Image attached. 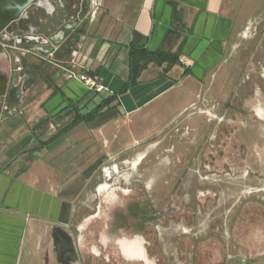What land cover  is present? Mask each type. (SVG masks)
Here are the masks:
<instances>
[{"label": "crops", "instance_id": "crops-1", "mask_svg": "<svg viewBox=\"0 0 264 264\" xmlns=\"http://www.w3.org/2000/svg\"><path fill=\"white\" fill-rule=\"evenodd\" d=\"M100 1L94 18L87 10L77 15L71 48L59 45L46 56V73L0 119V264H89L85 235L93 216L86 193L97 178L95 167L132 151L181 150L185 170L166 159L160 170L147 164L155 187L184 171L183 185L215 188L217 205H263L264 151H226L229 161L243 155L241 166L222 163L218 150L219 112L233 100L244 101L253 117L235 115L231 123L246 118L250 145L264 147V0ZM135 34L150 51L181 47L166 72L165 63H149L125 87ZM80 74L104 88H87ZM249 91L254 96L246 97ZM196 104L199 109L189 111ZM253 170L259 178L247 177ZM236 172L246 175L244 187L260 193L237 197ZM258 225L244 242L256 252L264 243V223ZM234 259L264 264L244 261L241 248Z\"/></svg>", "mask_w": 264, "mask_h": 264}, {"label": "flooded vegetation", "instance_id": "flooded-vegetation-1", "mask_svg": "<svg viewBox=\"0 0 264 264\" xmlns=\"http://www.w3.org/2000/svg\"><path fill=\"white\" fill-rule=\"evenodd\" d=\"M88 4L89 0H33L30 3L28 0H0V59L8 63V87H12L11 95L2 100V112L8 104L22 100L30 86L38 83L46 73L51 62L40 47L53 46L51 57L59 45L65 50L71 48V40L76 36L77 15L84 13ZM24 87H27L25 91L22 90ZM168 155L180 162L175 163L179 170H185L180 152L171 151ZM111 168L116 171L113 166ZM105 169V175L109 176V169ZM184 175V171L178 172L172 180L165 181L166 194L160 197L155 196L157 187L154 181L147 187L144 185L148 177L145 171L141 176L145 179L129 181L128 176L123 182L128 188H117L125 193L122 197L116 196V188L107 182L96 187L97 194L103 197L89 208L90 215L96 217L100 214L104 200L115 202L101 213L106 216L103 224L95 222L87 227V233L91 235L88 243L91 254L100 257V261L91 258L89 264H171L162 252L158 226L172 227L171 219H177L179 225L190 219L195 220L193 225L198 227L197 221L202 219L209 204L213 205L210 214L218 213L214 206L217 205L216 189L187 188L181 180ZM105 185L107 188L99 192L98 188ZM110 187L114 190L113 195L108 191ZM179 225L178 228H182ZM214 226L209 234L204 235L199 230L193 234L190 241L194 251L192 264H234L236 248L245 251L246 262L264 260V243L258 252L251 243L239 245L248 239L247 233L254 234L255 231L247 230L240 239L235 229V214L227 223V235L219 232L220 222Z\"/></svg>", "mask_w": 264, "mask_h": 264}, {"label": "rangeland", "instance_id": "rangeland-1", "mask_svg": "<svg viewBox=\"0 0 264 264\" xmlns=\"http://www.w3.org/2000/svg\"><path fill=\"white\" fill-rule=\"evenodd\" d=\"M245 77H247V75ZM251 94L253 95V93L249 91L246 93L245 96L249 97ZM235 96H236V93H234L233 97ZM232 105L233 106L227 105L224 107V109H226V112L221 111V110L219 112V114H223V115H220L219 117L220 146H219L218 151H220V158H221L222 163L226 164L230 162L231 164L236 163V164H241V166H243L244 159H245L243 155L242 156L238 155L235 158H233L232 161H229V157L227 156L226 151H236L238 152V154H242L243 151H264V147L261 146L257 141H253L252 146L250 145V140L252 138V132L250 131L251 129H250L249 121L246 118L238 117L235 125L231 123L232 122L231 117L235 115H238V116L251 115L253 117V112H250L247 107L246 108L244 107V101H234L233 100ZM205 108H208L207 110H209L210 107H205ZM253 120L255 119L253 118ZM233 125H234V129H233ZM252 126H258V124L256 125L255 123H253ZM261 126L264 127V122H262ZM232 132H233V135H232ZM242 136H245V138L241 139ZM241 140H243L244 146L243 144H241L240 142ZM240 147L242 148L243 151H239ZM141 150L142 151H132L130 152V156L128 157L124 156V157H119L118 159L116 158L113 160H109L106 163L95 167L97 178L95 181L91 183V186L89 187L86 193V196L88 197V199L89 197L91 198V202H89L88 205H91L94 207L95 201H98L99 197L100 198L103 197L102 195L97 194L95 190L96 186L99 183H102L105 181L108 184H110L112 188H116V191H115L116 196H119V197L125 196L124 195L125 193L122 194L120 190L117 188L119 186L122 187L124 190L128 188L126 184L123 185V182L127 181L128 176H129V179H128L129 181L143 180L145 178H142L141 176L143 172L146 171L145 169H148L147 168L148 163L152 164V166L154 165V168L156 170L163 169L164 166L160 164L161 160L166 159L167 161L169 160L171 163H173L176 157L173 159V157L169 156L168 154H170L171 151H181L179 149L177 150L171 147L167 150H162V151H160L158 148L146 149V151L145 149H141ZM155 151L157 152L156 158L153 155ZM47 160H50V159H47ZM135 161L137 162L134 164ZM175 163H180V162L175 161ZM249 163L252 164V161H249ZM113 165H116L117 171H112L111 167ZM104 167L109 169L110 171L109 176L105 175L106 169H104V171L102 170V168ZM154 168H152V170ZM235 175H236L237 185L236 187H234L233 185L230 184L229 186L231 189L230 193L234 191L233 187L235 188V192H236L235 195L237 197L240 196V198H242L244 193H246L244 191L250 190V191H253V194L260 193L259 188L256 189V192L254 193L253 189L255 188L251 190L249 189V187H244L243 181H245L244 179H247V178H244L246 176L244 173L236 172ZM149 176H153V172H151ZM149 176L146 177L144 181V185L146 187L151 185L152 183L151 181L150 182L148 181ZM250 176H256L257 178H259V173L253 170L252 172L247 173V177H250ZM111 187L109 188L108 191L110 192L111 195H113L114 190ZM106 188L107 186H101L100 188H98V191L100 189L105 190ZM224 188H225L224 194H227L228 185H225ZM145 191H147V188H145ZM165 191L166 190L163 185L159 188L157 187L155 194L159 196L160 195L163 196L166 194ZM104 201L105 203H102L101 208H100L101 210L100 214L96 217H93L89 221L88 223L89 226L95 222L98 223V225L103 224L105 222L106 216L105 214H101V213L103 211L104 212L106 211L105 208L111 207L112 203H114L115 200H112V201L104 200ZM229 205L228 204L214 205L218 209V213L215 215L212 213L210 214V211L213 205L209 204L208 208H206L204 212V216H203L204 220L197 221L198 227L193 225V224H196L195 220H190V219H187V223L184 222L183 224H180V225L177 219L176 220L171 219V222L174 224L172 227H168L167 225H161V224L158 226L159 227L158 236H159V239L162 245V252L164 253L166 257L170 259L171 264H192L194 251L192 250L190 241L191 239H193V234H195L197 230H199L200 233H203L204 235L209 234L210 232H212V228L215 227L214 225L216 224V222H223L219 232L223 233V235H227L229 231L227 230V223L230 218H233L234 214H235V224H236L235 229L240 239L244 237L243 234L247 230L253 231V232L255 231V234L258 233V230H257L259 226L258 222L262 221L264 223V202H263V205H259V204L257 205L245 204L244 205V203L242 202L237 203L235 204V210L233 209L234 205H230V207H228ZM255 206L258 207L257 209H260V210L254 211L251 209V207H255ZM213 215H214V218H212ZM212 222L214 224L211 226L210 223ZM208 224L210 225L209 228L207 227ZM178 225L181 226L182 228H178ZM85 237H86L85 238L86 246H88V243L91 241L90 239L91 235L87 233ZM237 240H239L238 237H237ZM239 245L242 247L244 243L241 241ZM207 251L210 252V250H207ZM91 258H92V261L94 260L100 261V257L93 256V254H90V258L88 260L90 261Z\"/></svg>", "mask_w": 264, "mask_h": 264}, {"label": "trees", "instance_id": "trees-1", "mask_svg": "<svg viewBox=\"0 0 264 264\" xmlns=\"http://www.w3.org/2000/svg\"><path fill=\"white\" fill-rule=\"evenodd\" d=\"M145 46L146 40L141 38L138 34H135L129 44V74L128 82L125 87L135 83L138 76L149 63L156 65H162L165 63L164 72H166L170 66L178 62V54L180 52L181 44L174 52L170 50L150 51ZM4 114H6V111Z\"/></svg>", "mask_w": 264, "mask_h": 264}, {"label": "water", "instance_id": "water-1", "mask_svg": "<svg viewBox=\"0 0 264 264\" xmlns=\"http://www.w3.org/2000/svg\"><path fill=\"white\" fill-rule=\"evenodd\" d=\"M33 0H28V2H32ZM40 51L44 53L45 55H50L54 52V47L51 45H48L46 49H43L40 47ZM9 82V69H8V63L4 59H0V119H3L5 117V114L2 113V100L6 96H10L12 92V87H8ZM27 87H24L22 90L25 91Z\"/></svg>", "mask_w": 264, "mask_h": 264}, {"label": "built area", "instance_id": "built-area-1", "mask_svg": "<svg viewBox=\"0 0 264 264\" xmlns=\"http://www.w3.org/2000/svg\"><path fill=\"white\" fill-rule=\"evenodd\" d=\"M100 0H89V4H88V8H87V12L85 13L88 19L94 18L95 14L100 6ZM73 75V73H69V76ZM79 79L84 83V85L89 88V89H94L96 91H101L104 86L103 84H101L99 81H97L96 79H93L91 77H88L84 74H80ZM199 107L198 105H192L189 108V111H195L198 110Z\"/></svg>", "mask_w": 264, "mask_h": 264}, {"label": "bare ground", "instance_id": "bare-ground-1", "mask_svg": "<svg viewBox=\"0 0 264 264\" xmlns=\"http://www.w3.org/2000/svg\"><path fill=\"white\" fill-rule=\"evenodd\" d=\"M114 168H115V167H114ZM105 186H107V185H105ZM102 189H103V188H102ZM102 189H100L99 192H102V191H103ZM96 253H97V252H96Z\"/></svg>", "mask_w": 264, "mask_h": 264}]
</instances>
